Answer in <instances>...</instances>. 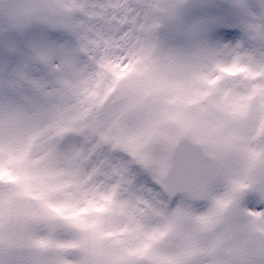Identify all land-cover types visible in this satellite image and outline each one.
<instances>
[{"label":"snow or ice","instance_id":"snow-or-ice-1","mask_svg":"<svg viewBox=\"0 0 264 264\" xmlns=\"http://www.w3.org/2000/svg\"><path fill=\"white\" fill-rule=\"evenodd\" d=\"M0 16V264H191L170 242L264 225V0Z\"/></svg>","mask_w":264,"mask_h":264},{"label":"rangeland","instance_id":"rangeland-1","mask_svg":"<svg viewBox=\"0 0 264 264\" xmlns=\"http://www.w3.org/2000/svg\"><path fill=\"white\" fill-rule=\"evenodd\" d=\"M229 74H236L239 69L226 70ZM239 86V85H238ZM246 88V85L244 86ZM226 166L234 172L247 173L258 165L257 161L248 158H233L227 160ZM211 227L205 229L210 231ZM233 242L227 246L231 247L235 255L241 259L248 249V240L264 238V225H252L243 217H238L231 224ZM223 237V230L216 235H202L198 239L177 243L170 242L169 247L178 250L181 259L191 264H219L224 259L220 243ZM238 259V260H239Z\"/></svg>","mask_w":264,"mask_h":264},{"label":"water","instance_id":"water-1","mask_svg":"<svg viewBox=\"0 0 264 264\" xmlns=\"http://www.w3.org/2000/svg\"><path fill=\"white\" fill-rule=\"evenodd\" d=\"M224 230H225V232L227 234H229V232H230V225H228L227 228L224 229ZM225 254H226V260L224 262H222L221 264H233V262L235 261V259L234 258H230L228 252H226Z\"/></svg>","mask_w":264,"mask_h":264},{"label":"flooded vegetation","instance_id":"flooded-vegetation-1","mask_svg":"<svg viewBox=\"0 0 264 264\" xmlns=\"http://www.w3.org/2000/svg\"><path fill=\"white\" fill-rule=\"evenodd\" d=\"M231 240L233 242V239H231ZM260 241H261V239L248 240V242H247L248 245L247 246L251 247L252 245H258ZM230 249H231L232 253L234 254L233 249L231 247H230ZM235 256H236V258L238 260L239 259L238 255H235Z\"/></svg>","mask_w":264,"mask_h":264},{"label":"clouds","instance_id":"clouds-1","mask_svg":"<svg viewBox=\"0 0 264 264\" xmlns=\"http://www.w3.org/2000/svg\"><path fill=\"white\" fill-rule=\"evenodd\" d=\"M0 19H2V16H0Z\"/></svg>","mask_w":264,"mask_h":264}]
</instances>
